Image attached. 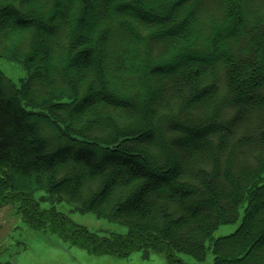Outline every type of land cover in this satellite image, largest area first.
<instances>
[{
	"label": "trees",
	"instance_id": "16d2710c",
	"mask_svg": "<svg viewBox=\"0 0 264 264\" xmlns=\"http://www.w3.org/2000/svg\"><path fill=\"white\" fill-rule=\"evenodd\" d=\"M0 57L26 71L0 70V206L28 228L92 255L187 264L211 242L212 264H264V0H0Z\"/></svg>",
	"mask_w": 264,
	"mask_h": 264
},
{
	"label": "rangeland",
	"instance_id": "374dc122",
	"mask_svg": "<svg viewBox=\"0 0 264 264\" xmlns=\"http://www.w3.org/2000/svg\"><path fill=\"white\" fill-rule=\"evenodd\" d=\"M0 70L17 86L25 78L26 71L19 63L0 57ZM46 191L34 192V199L45 195ZM2 199L0 197V203ZM246 202L239 209V218L234 223L221 224L213 233V240L234 233L242 223ZM49 202H41L42 208H49ZM55 208L67 215L78 228H86L99 236L110 233H127V227L117 222L98 217L91 211H71L66 202L54 204ZM18 202L10 201L0 206V263L9 264H169L162 253L136 250L128 255H92L85 249L73 246L49 231L33 230L27 227L17 213ZM187 264H212L214 255L211 242L207 243L204 260H197L184 253L176 254Z\"/></svg>",
	"mask_w": 264,
	"mask_h": 264
}]
</instances>
